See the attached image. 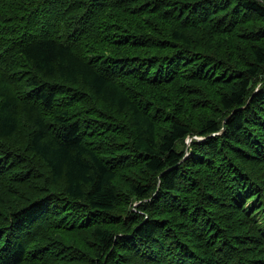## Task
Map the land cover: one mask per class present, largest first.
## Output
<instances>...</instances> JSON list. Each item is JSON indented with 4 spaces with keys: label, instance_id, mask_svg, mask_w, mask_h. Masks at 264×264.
Here are the masks:
<instances>
[{
    "label": "trees",
    "instance_id": "obj_1",
    "mask_svg": "<svg viewBox=\"0 0 264 264\" xmlns=\"http://www.w3.org/2000/svg\"><path fill=\"white\" fill-rule=\"evenodd\" d=\"M0 264H264V0H0Z\"/></svg>",
    "mask_w": 264,
    "mask_h": 264
},
{
    "label": "rangeland",
    "instance_id": "obj_2",
    "mask_svg": "<svg viewBox=\"0 0 264 264\" xmlns=\"http://www.w3.org/2000/svg\"><path fill=\"white\" fill-rule=\"evenodd\" d=\"M195 138H196V137H195ZM187 141H188V142L192 141V137H191V138L188 137ZM187 152H189V151H187ZM136 203H137V202H136Z\"/></svg>",
    "mask_w": 264,
    "mask_h": 264
},
{
    "label": "bare ground",
    "instance_id": "obj_3",
    "mask_svg": "<svg viewBox=\"0 0 264 264\" xmlns=\"http://www.w3.org/2000/svg\"><path fill=\"white\" fill-rule=\"evenodd\" d=\"M259 163H261V162H258V164H259ZM259 165H261V164H259ZM261 166H262V165H261Z\"/></svg>",
    "mask_w": 264,
    "mask_h": 264
}]
</instances>
